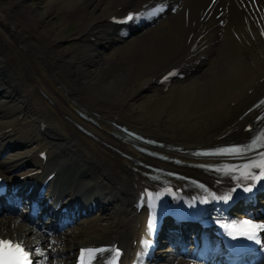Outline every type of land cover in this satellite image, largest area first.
Instances as JSON below:
<instances>
[{"label": "bare ground", "instance_id": "1", "mask_svg": "<svg viewBox=\"0 0 264 264\" xmlns=\"http://www.w3.org/2000/svg\"><path fill=\"white\" fill-rule=\"evenodd\" d=\"M37 1L42 2L36 5L31 0H0V131L12 127L16 134L12 136L8 131L4 136L6 142L18 145V149L0 154V174L8 177L18 171L19 176L33 170L27 165L39 166L25 159L26 153L35 148L51 146L61 150L57 162H67L62 175L72 183L80 179L87 191L92 190L86 181L94 182L102 194L99 206L108 216L106 223L87 217L79 233L66 234V246L71 242V250L76 237L85 235L77 239L80 240L102 235L105 230L117 229L119 223L125 224L120 233L126 238L137 221L133 215V187L141 184L129 166L133 162L119 159L104 147L107 143L103 146L93 137L83 138L72 125L69 129L77 133L81 142L65 140L61 135L62 124H66L62 116L71 115V111L62 100L66 98L71 105L100 117V122L111 130L110 122L120 121L174 145L212 144L218 136L235 137L242 131L236 132L246 119H239L236 110L240 106L232 109L230 104L241 100L249 88L258 86L264 75V47L253 45L245 28L247 15L238 5L240 0H167L170 10L159 23L126 43L112 42L104 47L86 43L81 34L106 26L101 19L118 5L124 4L125 9L139 0ZM61 13L62 21L56 23ZM220 19L222 25L217 24ZM73 22L79 28L72 37L66 31ZM193 30L194 37L205 34L200 52L205 58L181 83L174 82L167 93L155 91L152 78L169 64L184 59L188 53L186 37ZM71 39L76 46H65ZM28 74L33 79H28ZM33 80L55 99L58 108L44 112L51 104L34 95ZM22 112L25 116L17 124ZM44 119L56 132L42 140L35 129ZM89 129L100 140L113 142L107 130ZM124 148L138 155L130 145ZM104 183L107 185L102 189ZM56 186L52 195L60 198L67 191L66 182ZM34 227L22 226L18 231V236L23 235L31 246L47 239L40 235L30 241ZM0 231L12 233L3 217ZM43 251L51 254L45 247ZM158 252L156 256L160 258L156 257L153 264H195L187 250L163 247ZM53 261L69 262L68 257Z\"/></svg>", "mask_w": 264, "mask_h": 264}, {"label": "rangeland", "instance_id": "2", "mask_svg": "<svg viewBox=\"0 0 264 264\" xmlns=\"http://www.w3.org/2000/svg\"><path fill=\"white\" fill-rule=\"evenodd\" d=\"M31 3H34L33 1L31 2ZM56 23H61V21H62V13L58 16V18L56 19V20H54ZM76 29H75V24L74 25H72L68 30H67V34H71V33H73L74 31H75ZM65 46H67V47H75L76 46V44H75V42L73 41V40H69V41H67L66 42V44H65ZM76 50H78V48H76ZM155 90H157L156 88H154ZM96 216H99V213H98V215H96ZM102 217L103 218H105L106 217V214H102Z\"/></svg>", "mask_w": 264, "mask_h": 264}]
</instances>
